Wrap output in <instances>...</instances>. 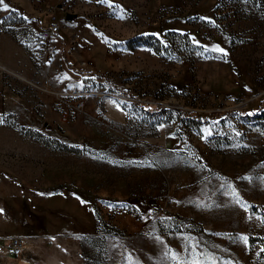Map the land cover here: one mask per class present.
I'll use <instances>...</instances> for the list:
<instances>
[{
  "label": "rangeland",
  "instance_id": "1",
  "mask_svg": "<svg viewBox=\"0 0 264 264\" xmlns=\"http://www.w3.org/2000/svg\"><path fill=\"white\" fill-rule=\"evenodd\" d=\"M4 4L0 264H264V0Z\"/></svg>",
  "mask_w": 264,
  "mask_h": 264
},
{
  "label": "built area",
  "instance_id": "2",
  "mask_svg": "<svg viewBox=\"0 0 264 264\" xmlns=\"http://www.w3.org/2000/svg\"><path fill=\"white\" fill-rule=\"evenodd\" d=\"M58 28V23L56 21L52 22L50 25L48 26H40V28H38L37 30V35H39V37H42L44 39H47L51 36L54 35L55 30ZM72 95L77 94V93H70ZM116 96H118L119 98L122 99H133L130 96H124L123 94H115ZM76 100L74 101V103L72 104L73 108H76L77 110L82 108V101L79 98H75ZM134 100V99H133ZM135 100H139L142 103L147 104L149 107H151L155 112L162 110L163 108L166 107V105H168L167 103L159 100L158 98L156 99L155 97H143L141 99L139 98H135ZM122 116L125 119H129L130 117V113L128 112H123ZM20 238L18 237H12L9 241V246L12 248V254L15 257H18L19 255V246H20Z\"/></svg>",
  "mask_w": 264,
  "mask_h": 264
},
{
  "label": "crops",
  "instance_id": "3",
  "mask_svg": "<svg viewBox=\"0 0 264 264\" xmlns=\"http://www.w3.org/2000/svg\"><path fill=\"white\" fill-rule=\"evenodd\" d=\"M131 97V96H130ZM134 99V104H135V108H134V116L136 118H138L139 116H143V111H148V108L151 109V107H149L147 104L145 103H141L139 101H136L135 98ZM146 108V109H144ZM110 112H113L110 111ZM139 112H142V113H139ZM115 113V111L113 112V114ZM6 252L7 254L10 256L12 254V251H11V247L9 246V244H6ZM12 256V255H11Z\"/></svg>",
  "mask_w": 264,
  "mask_h": 264
},
{
  "label": "snow or ice",
  "instance_id": "4",
  "mask_svg": "<svg viewBox=\"0 0 264 264\" xmlns=\"http://www.w3.org/2000/svg\"><path fill=\"white\" fill-rule=\"evenodd\" d=\"M0 4H2V5H4V8L5 9H7V5L6 4H4V0H0ZM213 51H218V52H224V50L222 49V48H219V47H217V48H215V49H213ZM225 55H226V53H224ZM0 122H2V121H0ZM241 239L245 242V243H247V237H241Z\"/></svg>",
  "mask_w": 264,
  "mask_h": 264
},
{
  "label": "water",
  "instance_id": "5",
  "mask_svg": "<svg viewBox=\"0 0 264 264\" xmlns=\"http://www.w3.org/2000/svg\"><path fill=\"white\" fill-rule=\"evenodd\" d=\"M70 15H72V14H71V13H68V15H66V16L68 17V16H70Z\"/></svg>",
  "mask_w": 264,
  "mask_h": 264
}]
</instances>
